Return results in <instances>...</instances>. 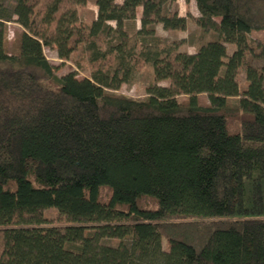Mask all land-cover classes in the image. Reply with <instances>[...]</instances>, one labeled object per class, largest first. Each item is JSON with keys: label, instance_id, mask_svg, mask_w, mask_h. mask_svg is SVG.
<instances>
[{"label": "trees", "instance_id": "1", "mask_svg": "<svg viewBox=\"0 0 264 264\" xmlns=\"http://www.w3.org/2000/svg\"><path fill=\"white\" fill-rule=\"evenodd\" d=\"M176 1L97 0L83 23L88 0H0L22 28L15 54L0 30V264H264V0ZM189 19L194 54L157 34ZM145 69L147 98L115 93Z\"/></svg>", "mask_w": 264, "mask_h": 264}, {"label": "rangeland", "instance_id": "2", "mask_svg": "<svg viewBox=\"0 0 264 264\" xmlns=\"http://www.w3.org/2000/svg\"><path fill=\"white\" fill-rule=\"evenodd\" d=\"M117 1L121 2V0ZM96 3L97 0H88L87 6L85 8L80 9L81 21L83 23L90 22L97 17L98 8L96 6ZM4 4L7 8L11 10L14 5V0H4ZM166 12L168 14L178 12L179 16L181 17L198 18L200 16L196 3L194 1L187 0H177L174 4L166 7ZM140 17L141 11H139L138 13V21L129 25V28L132 32L135 28L140 27ZM16 19L17 18L14 17L12 22L5 23L0 27V30L4 34L6 40L7 51L10 54H15L18 52L19 34L22 31V28L16 23ZM202 33L203 32L197 27L196 23L191 21L190 19L188 21L187 30L185 32L166 31L161 25L157 27V34L159 37L168 42L182 43L180 51L187 54L195 53V38L197 35H202ZM207 37L210 40H214L216 38L213 33H209ZM249 40L252 45H257L258 43L264 41V31L252 33L249 37ZM228 48L229 54H232V52L235 50L233 46ZM45 56L51 62V64L55 66L56 74L59 77H62L72 72L76 73L80 79L89 76L90 71L83 50L74 54L72 58L68 61L61 60L58 57L56 49L46 48ZM152 85H154L152 72L149 69H145L139 74L137 81L133 85H124L119 91L115 93L131 99L143 100L148 97V88H150ZM159 86H166V84L161 83L159 84ZM201 98L204 104H208L206 96L203 95ZM55 216L56 211L54 210H49L46 212V217L49 220L53 219ZM107 243L111 244V242ZM164 247H167L166 242L164 244Z\"/></svg>", "mask_w": 264, "mask_h": 264}]
</instances>
